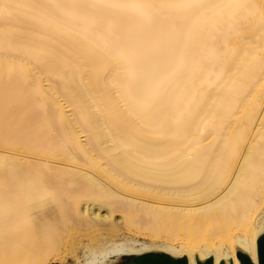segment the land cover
<instances>
[{"label": "bare ground", "instance_id": "bare-ground-1", "mask_svg": "<svg viewBox=\"0 0 264 264\" xmlns=\"http://www.w3.org/2000/svg\"><path fill=\"white\" fill-rule=\"evenodd\" d=\"M264 0H0V264H259Z\"/></svg>", "mask_w": 264, "mask_h": 264}, {"label": "water", "instance_id": "water-1", "mask_svg": "<svg viewBox=\"0 0 264 264\" xmlns=\"http://www.w3.org/2000/svg\"><path fill=\"white\" fill-rule=\"evenodd\" d=\"M258 260L259 264H264V234L258 239ZM238 257L241 260V264H253L250 258L243 254L239 253ZM173 259L166 255H161L158 253L147 254L141 257L127 259L125 264H172ZM205 264H212L209 260Z\"/></svg>", "mask_w": 264, "mask_h": 264}, {"label": "rangeland", "instance_id": "rangeland-1", "mask_svg": "<svg viewBox=\"0 0 264 264\" xmlns=\"http://www.w3.org/2000/svg\"><path fill=\"white\" fill-rule=\"evenodd\" d=\"M129 257H124L118 264H125V261L128 259ZM56 264V263H55Z\"/></svg>", "mask_w": 264, "mask_h": 264}]
</instances>
